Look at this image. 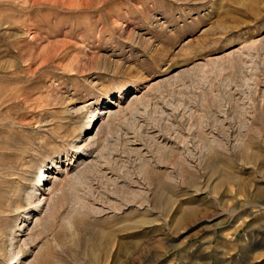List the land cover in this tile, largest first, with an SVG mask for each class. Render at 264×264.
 I'll use <instances>...</instances> for the list:
<instances>
[{"label":"rangeland","instance_id":"1","mask_svg":"<svg viewBox=\"0 0 264 264\" xmlns=\"http://www.w3.org/2000/svg\"><path fill=\"white\" fill-rule=\"evenodd\" d=\"M0 264H264V0H0Z\"/></svg>","mask_w":264,"mask_h":264},{"label":"bare ground","instance_id":"2","mask_svg":"<svg viewBox=\"0 0 264 264\" xmlns=\"http://www.w3.org/2000/svg\"><path fill=\"white\" fill-rule=\"evenodd\" d=\"M118 107V106H117ZM119 110H121V109H119ZM118 110V111H119ZM118 111H115V110H113L112 108H107V109H104V111H102V113H101V115H105V116H107V117H109L110 119H111V117H115L116 116V114H117V112ZM97 116V112H93L92 113V117L93 116ZM115 115V116H114ZM91 117V118H92ZM100 118V117H99ZM77 147V146H76ZM180 168V167H179ZM48 172L51 174V171L50 170H48ZM45 175V174H44ZM43 175V178H46L47 179V181H45L44 179H43V181H41V183H40V181H38L39 183H38V185H37V187L34 189V192H33V194H31V197H32V199H33V201L36 203V208H37V210L38 209H41L42 208V206L43 205H46L47 207L49 206V204L51 203V201H52V199H47V198H45L44 196L46 195V193H47V191H48V183H49V180H48V177H49V175H46V176H44ZM51 176V175H50ZM41 180V179H40ZM40 191H42V192H40ZM38 195H40V196H43L44 198H42V199H40L39 197H38ZM45 201V202H44ZM43 209V208H42ZM46 211V210H45ZM193 211V210H192ZM187 212V211H186ZM187 214H189V212H187ZM183 216H188V215H183ZM182 216V217H183ZM183 222V221H182Z\"/></svg>","mask_w":264,"mask_h":264}]
</instances>
